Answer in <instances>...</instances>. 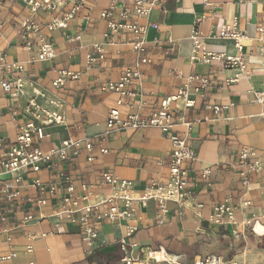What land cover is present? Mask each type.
Masks as SVG:
<instances>
[{
  "label": "crops",
  "instance_id": "crops-1",
  "mask_svg": "<svg viewBox=\"0 0 264 264\" xmlns=\"http://www.w3.org/2000/svg\"><path fill=\"white\" fill-rule=\"evenodd\" d=\"M113 2L85 0L67 27L54 29H48L47 23L61 17L69 5L53 13L38 9L34 14L22 0L6 1L0 7V53L7 62L22 65L13 73L1 69L0 79L18 75L32 81L62 103L66 117L65 124L47 126L45 137L36 145L50 151L67 138L92 143L90 150L82 143L76 157L59 162L54 169L28 170L13 187L16 198L1 204L9 221L0 223V264H120L118 239L130 227L134 228L127 238L135 243L132 255L144 264H192L210 254L239 264H264V117L253 102V92L264 93V43L255 39L264 22V0H161L147 16L137 18L143 30L139 34L144 41L142 56L149 60L139 66V79L128 86L130 96L102 89L141 57L129 44L132 32L121 29L105 34L108 20L129 23L133 19H122L123 3L115 0L110 6ZM109 7L112 16L102 18L100 12ZM233 23L246 35L239 64L229 65L222 59L204 64L191 58L195 25L206 50L237 54L232 39L215 33L217 25ZM35 25L37 29L32 28ZM26 35L32 42L30 49L23 40ZM41 41L51 46L52 57L38 58ZM60 70L76 72L78 77L54 88L51 80ZM235 73L238 78L232 80ZM190 75L208 78L207 87H190L185 98L169 105L171 131L185 137L195 151L184 187L189 197L180 203L167 200L164 209L155 198L144 204L134 200L128 219L85 222L81 209L85 205L98 204L91 208V217L107 210L109 199L123 206L119 191L102 182L104 172L130 182L125 193L133 199L150 187H164L169 180L168 134L155 126L107 129L109 111L117 109L121 119L135 112L146 116L158 110L164 98L176 95ZM31 94L28 84L18 98L9 97L0 86V136L5 142L15 139L18 126L26 120L23 109ZM186 101L191 105L186 106ZM214 105L221 110L214 112ZM243 147L251 148L261 162V168L248 175L247 186L239 166ZM204 169L209 170L207 178L201 176ZM84 184L90 186L83 189ZM69 185L72 190L67 189ZM65 197L75 200L78 210L56 216ZM198 203L201 216L195 213ZM218 204L230 207L231 222L226 214L218 221L209 219ZM245 219L250 223L244 224ZM87 224L98 231L90 248L82 240ZM149 250L156 251L155 258L148 257ZM11 253L15 255L5 258Z\"/></svg>",
  "mask_w": 264,
  "mask_h": 264
},
{
  "label": "built area",
  "instance_id": "built-area-1",
  "mask_svg": "<svg viewBox=\"0 0 264 264\" xmlns=\"http://www.w3.org/2000/svg\"><path fill=\"white\" fill-rule=\"evenodd\" d=\"M14 3L18 0H0V7L4 2ZM28 12L34 14L38 9H44L48 13H53L58 9H63L66 5H69L68 11L64 12L61 17L54 16L47 23L48 29L64 28L68 25V20L73 17L75 13L84 5L85 0H22ZM123 3L122 11L119 15L122 19L132 17L133 19L129 23L114 22L108 20L107 31L105 34H116L121 29H126L134 34V39L129 42L132 49L141 57L137 60L133 67L125 69L116 81H106L102 85V89L106 91L117 92L120 96H130L133 93L128 91V86L140 77L139 66L149 59L142 56L144 52V41L140 40L139 34L143 32L138 25L137 18L147 16L151 10L161 4V0H120ZM115 2V0H114ZM114 2L110 5L113 6ZM112 7L106 8L100 12L102 18H108L112 16ZM37 29L38 25L32 27ZM29 26H25L26 30L32 29ZM215 33L220 37H228L234 41V47L237 50V54L228 55L225 53H215L205 49L202 37L203 34L195 25L191 33V58L204 63L210 64L214 60H224L227 64L233 65L240 63L239 52L242 49L241 40L246 37L245 33L240 31L236 25L233 24H221L215 27ZM256 40L264 43V22L257 28ZM25 40V46L30 49L32 42L29 36H23ZM51 46L41 41L38 47V58L45 59L52 57ZM4 70L6 73L18 72L22 69L20 63L7 62L5 55L0 53V70ZM78 73L60 70L54 79L51 80V86L54 88H61L68 80L77 79ZM238 74L235 73L232 80H237ZM196 84L192 86V83ZM208 78L198 77L197 75H190L187 77L185 83L181 85L176 95L164 98L161 101V106L158 110L151 112L150 114L143 116L139 113H132L128 115L126 119L119 117L117 109H111L106 117L105 125L107 129L112 128H133L139 129L147 126L158 127L162 132L168 134L171 142V149L169 152V180L167 184L158 189L148 188L137 199L129 197L125 190L129 187L130 182L126 180H119L107 172L102 174V182L108 183L112 188L119 191V197L123 200V206L119 207L112 202L111 199L107 200L110 206L107 210L98 212L93 217L89 215L92 205H85L81 209L85 211L83 220L87 222L89 219L92 221H116L121 219H128L131 216V202L134 200L144 204L147 199L155 198L158 200L162 209H164V202L167 200L175 201L177 203L183 202L187 196L184 191L186 184V178L189 176L190 171L193 169V161L195 159V151L191 145L187 142L186 138L173 133L172 128V114L169 110L171 101H174L178 97H186L190 87L195 90L205 89L208 85ZM32 87V94L26 98L23 113L26 120L18 126L15 139L11 142H5L4 137L0 136V223L5 225L9 221L8 212L1 207L2 203H11L17 196V191L13 190V187L20 184L23 180V175L32 170L38 172L45 169H54L59 162L67 161L76 157L79 153L81 144L83 143L87 150H90L92 143L86 139H71L67 138L61 141L60 146L50 151H44L36 145L37 140H41L45 137V128L50 125H62L66 122V117L62 110V103L53 95L49 94L44 89L35 87L32 81L21 76H14L11 79L1 78L0 86L4 92H6L11 98H18L24 95L26 85ZM253 102L257 103L260 107L259 116L264 117V93L253 92ZM117 103H121L118 100ZM186 106H190V101L185 102ZM214 112L221 110L220 106L214 105ZM91 160V158H88ZM239 166L242 167L240 175L243 177V182L247 186L248 175L252 171H257L261 168V162L257 157H254V152L251 148L243 147L239 153ZM201 176L207 178L209 176V170L204 169ZM84 184L82 187H89ZM68 190H72L71 185L67 187ZM42 192V191H41ZM38 202L43 203V200ZM76 201L71 197H65L63 199V205L56 211V216L65 214L70 216L77 211ZM196 206V215L201 216L202 204L198 203ZM226 214L229 222L232 221V213L229 206L224 204H218L213 206L212 213L209 219L212 221H218L221 215ZM28 215L26 218H30ZM244 224H249L250 220H244ZM257 221L254 222V224ZM254 225L251 226L252 231ZM5 230V227H2ZM134 228H127L126 234L119 237L118 243L121 250L120 264H144V260L139 257L135 258L132 255V247L135 243L128 241V236L133 232ZM239 233L235 232V236L238 237ZM98 236L97 229L93 224H87L82 240L87 248H90ZM27 249L30 251L31 246L28 245ZM156 251L149 250L147 255L149 258H155ZM14 253L6 256L10 258L14 256ZM192 264H239L233 258H224L221 255L210 254L203 258L195 259Z\"/></svg>",
  "mask_w": 264,
  "mask_h": 264
}]
</instances>
